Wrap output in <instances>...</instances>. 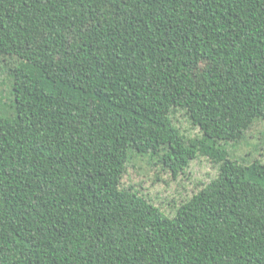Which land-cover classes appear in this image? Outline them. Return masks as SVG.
Instances as JSON below:
<instances>
[{
  "label": "trees",
  "instance_id": "1",
  "mask_svg": "<svg viewBox=\"0 0 264 264\" xmlns=\"http://www.w3.org/2000/svg\"><path fill=\"white\" fill-rule=\"evenodd\" d=\"M0 56V264H264V163L227 149L264 121V0H0ZM198 152L220 176L172 218L121 187Z\"/></svg>",
  "mask_w": 264,
  "mask_h": 264
},
{
  "label": "rangeland",
  "instance_id": "2",
  "mask_svg": "<svg viewBox=\"0 0 264 264\" xmlns=\"http://www.w3.org/2000/svg\"><path fill=\"white\" fill-rule=\"evenodd\" d=\"M18 63L16 57L0 56V89L6 98L1 111L6 115L12 113V79L9 68L17 66ZM171 118L189 142H197L203 137L201 129L193 124L186 109L173 111ZM227 149L231 157L240 162L250 164L259 160L264 163V121H257L241 140L229 142ZM220 173L221 163L200 152L190 161L189 167L178 175H174L150 156H135L126 167L121 187H133L172 218L181 205L217 179Z\"/></svg>",
  "mask_w": 264,
  "mask_h": 264
}]
</instances>
